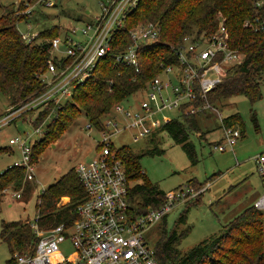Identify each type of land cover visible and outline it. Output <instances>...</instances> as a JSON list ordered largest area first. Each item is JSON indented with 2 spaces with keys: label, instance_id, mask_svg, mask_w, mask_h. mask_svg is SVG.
Returning <instances> with one entry per match:
<instances>
[{
  "label": "trees",
  "instance_id": "16d2710c",
  "mask_svg": "<svg viewBox=\"0 0 264 264\" xmlns=\"http://www.w3.org/2000/svg\"><path fill=\"white\" fill-rule=\"evenodd\" d=\"M27 17V14L16 13L13 3L0 2V92L9 95V105L14 107L41 92L39 75L46 69L50 41L60 33V27L53 26L38 32L31 42H26L16 24ZM254 19L264 21V5L255 6V0H140L136 8L127 14L123 27L112 36V51L117 52L128 43L127 31L130 27L146 21L159 26L158 40L141 49L139 71L115 64L109 56L100 59L92 75L74 90L71 99L57 110L56 116L46 125L43 136L32 144L31 159L34 160L57 139L80 112L100 131L103 128L102 119L113 106L143 89L159 72L161 62H174L170 46L193 32L209 36L224 27L230 47L242 56V62L228 67L221 81L208 92L209 102L215 107L222 106L226 99L236 95H243L250 102L256 101L261 97L260 81L264 72V32ZM37 38L41 41L36 42ZM198 103V100L186 103L181 110ZM44 114L46 111L41 110L37 121L42 120ZM201 114L182 113L180 119L167 121L157 132L168 135L179 144L191 164L197 162V157L190 134L203 135L199 126ZM252 118L258 129L256 116ZM223 123L239 127L242 134L239 113L224 118ZM162 153L163 150L157 147L141 154L126 145L116 149L130 183L128 199L138 212L156 209L163 202L165 192L148 180L140 166L142 156ZM23 177L24 169L21 167L8 166L0 172V204L3 191L8 187L19 190ZM186 184L195 189L203 185L195 179L188 180ZM63 197H67L68 202L59 205ZM85 199L86 193L73 167L38 196L35 205L38 227L46 230L61 223L69 225L77 216L76 207ZM197 202L199 196L186 203L178 221H183L188 207ZM263 219L264 211L250 205L225 224L219 235L205 239L187 251L176 247L183 233L177 234L173 229L168 234L163 224L162 234L153 246L156 257L161 264H264ZM30 226L29 222H1L0 240L7 243L11 253L6 264L13 262L15 253L32 251L36 237Z\"/></svg>",
  "mask_w": 264,
  "mask_h": 264
},
{
  "label": "built area",
  "instance_id": "2783aa9c",
  "mask_svg": "<svg viewBox=\"0 0 264 264\" xmlns=\"http://www.w3.org/2000/svg\"><path fill=\"white\" fill-rule=\"evenodd\" d=\"M139 1L98 0L101 12L93 22L84 23L78 31L79 40L68 36L67 31L77 33L75 28L65 29L63 41L58 36L52 38L46 69L39 75L41 92L20 106H11V110L0 119V127L10 123L17 111L24 107L41 110L50 104L51 109L42 123L34 128V133L41 137L44 133L41 126L56 116L57 110L71 99L74 90L92 75L97 62L107 56L115 64L131 67L138 72L141 49L158 40L159 26L146 21L130 27L127 31L128 43L117 52L112 51V36L123 27L127 14L136 8ZM38 3L45 6L54 4L53 0H38ZM262 5L264 0H255V6ZM27 12L19 11L18 14ZM254 22L264 32V21L254 19ZM19 23L16 27L22 39L31 42L37 33L31 32V26L26 21L24 23L28 30L22 32L18 28ZM170 47L174 62L160 63L159 72L143 88L146 89L147 98L138 109H134L133 104L125 105L127 99L111 109L126 121V125L119 126L118 116L108 113L102 119L101 139L97 141L95 156L74 166L86 193V199L76 207V218L69 225L61 223L46 230L40 229L34 220L30 226L36 237L32 251L15 253L13 262L9 264H161L154 247L146 240V233L165 218L174 206L194 200L207 187L195 189L188 184L178 186L164 194L158 208L138 212L128 199L130 183L124 164L116 154L118 147L113 146L111 137L126 129L134 132L133 141L153 136L164 124L154 116L163 110L182 109L184 104L197 100L198 105L188 106L181 111L183 114L214 111L222 130V139L213 144L214 150H232L241 137L239 127L224 125L221 111L207 97L208 92L221 81L227 68L242 62V56L230 47L224 27L209 36L194 32L186 34ZM56 51L64 55L57 57ZM162 74L165 75L164 80L160 77ZM33 142L30 134L9 140L20 151V160L13 166L23 168L27 180L35 177L31 161ZM253 161L262 184V193L254 206L264 211V150L255 155ZM64 243L70 245L73 257L60 251Z\"/></svg>",
  "mask_w": 264,
  "mask_h": 264
},
{
  "label": "rangeland",
  "instance_id": "374dc122",
  "mask_svg": "<svg viewBox=\"0 0 264 264\" xmlns=\"http://www.w3.org/2000/svg\"><path fill=\"white\" fill-rule=\"evenodd\" d=\"M0 2L13 3L17 13L30 10L27 12L26 20L18 24L22 32L28 30L24 21L30 24V30L34 33L58 26L61 28L58 35L61 41L65 38L64 32L67 28H75L77 33L72 34L70 31L67 33L74 40H79L78 31L84 23L93 22L101 12L98 0H53L52 6H45L38 3V0H0ZM35 41L41 40L37 38ZM63 55V52L55 53L57 57ZM160 77L162 80L165 79L164 74ZM260 82L261 97L256 101L250 102L247 97L236 95L226 99L224 105H217L223 119L233 113H239L241 116L243 135L233 146L234 153L230 149L224 151L213 149V143L222 139V130L212 110L205 112L206 115H210L209 118L199 117L202 138L198 133L190 134V141L194 145L197 157L195 164H191L179 144L161 132L137 141L132 140L134 132L131 129L111 137L113 146L119 148L126 145L138 154L154 147L163 150V153L159 155L142 156L140 166L148 180L157 184L158 188L165 193L185 185L190 179L203 184L196 187L197 189L207 187L199 195V202L188 207L183 221L178 219L185 210L186 204L174 206L163 220L149 229L146 240L150 245H155L162 234L164 224L168 234L173 229L177 234L183 233L178 238L176 247L180 251H187L201 241L219 235L225 224L250 206L248 203L251 204L252 200L262 193V184L251 158L264 150V72L261 74ZM146 98V89H140L130 95L124 104H133L134 109H138L140 103ZM9 103V95L0 92V119L11 110ZM50 109V104L43 107L41 110L46 111V114L42 120L37 121L41 110L24 107L17 111L10 123L0 127V172L20 160L18 147L11 145L9 140L30 134L31 141H37L40 136L34 133V128L42 123ZM109 115L118 116L119 126L126 125V121L113 110ZM181 115V109L176 107L163 110L154 118L163 124L167 120L180 119ZM253 115L256 116L258 129L255 128ZM201 116L205 115L201 114ZM32 118L33 121L29 122ZM52 119L53 117L41 126L43 132ZM100 139V131L90 124L83 112H80L57 139L49 143L38 156L34 157V160L31 159L34 179L27 180L24 171L19 190L8 187L3 191L0 204V229L2 221L33 223L37 215L36 200L42 190L78 163L93 158L98 150L97 141ZM67 202V198H62L59 205ZM60 251L73 257L68 243L62 244ZM10 257L7 243L0 240V264H6Z\"/></svg>",
  "mask_w": 264,
  "mask_h": 264
},
{
  "label": "crops",
  "instance_id": "0c3cea01",
  "mask_svg": "<svg viewBox=\"0 0 264 264\" xmlns=\"http://www.w3.org/2000/svg\"><path fill=\"white\" fill-rule=\"evenodd\" d=\"M203 115H205V116H201V117H204L205 119H207V118H209L210 117V115L208 114V115H206V113H204ZM241 135H243V132H242V134ZM242 137H240V139H241ZM220 141V140H219ZM219 141H217V142H219ZM214 143H216V142H214ZM213 143V144H214ZM232 152L234 153V151H233V148H232ZM252 159V161H253V158H251ZM259 177V176H258ZM259 180H260V178H259ZM260 182H261V180H260ZM261 186V185H260ZM261 191H262V186H261ZM258 194H260V193H258ZM261 195V194H260ZM260 195H258L257 197H255L253 200H252V203L250 204V203H248L249 205H254V202L256 201V199L260 196ZM63 198H67V197H63ZM68 199V198H67ZM247 204V203H246ZM247 204V205H248Z\"/></svg>",
  "mask_w": 264,
  "mask_h": 264
}]
</instances>
